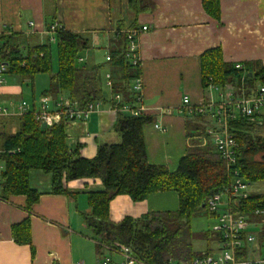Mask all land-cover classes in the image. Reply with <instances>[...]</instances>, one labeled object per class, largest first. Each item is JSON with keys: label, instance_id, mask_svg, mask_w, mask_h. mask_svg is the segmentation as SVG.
I'll return each mask as SVG.
<instances>
[{"label": "crops", "instance_id": "1", "mask_svg": "<svg viewBox=\"0 0 264 264\" xmlns=\"http://www.w3.org/2000/svg\"><path fill=\"white\" fill-rule=\"evenodd\" d=\"M130 1L0 0V35L16 34L22 44L43 45L53 38L49 27L56 24L89 38L91 48L83 53L86 55L82 63L91 61L100 50L103 53L99 60L91 65H104L116 35L147 28L136 38L143 88L140 102L134 104L146 108L145 114L152 118L143 130L147 162L173 172L189 146L187 120L192 111L220 102V90L204 89L201 85V53L220 48L226 63H256L264 67V0H219V21L203 12L201 0H142L136 10ZM89 51H94L93 56ZM102 72L106 75L107 68ZM38 76L30 80L3 76L0 106L9 114L0 116V134L6 126L10 127V133L16 131L17 127L10 122L19 116L20 102L34 107L42 97L49 79L43 81L38 92ZM184 98L188 99L187 106L182 103ZM115 120L110 106L100 104L85 120L68 124L65 145L70 151L78 146L79 157L91 159L98 146L120 142L114 130ZM50 185L49 174L29 172V187L39 194L31 212L25 209L24 196H10L7 200L0 197V264H96L101 251H97L90 238L83 215L89 212L87 194L102 191L101 182L98 179L68 182L65 184L68 196L51 194ZM177 209V196L167 191L136 203L128 196H116L109 203L108 212L110 221L118 223L127 217ZM26 218L30 223L31 244L17 245L10 229ZM259 222L262 221H248L247 232L255 236V242L248 248L252 260H264V227L253 231Z\"/></svg>", "mask_w": 264, "mask_h": 264}, {"label": "trees", "instance_id": "2", "mask_svg": "<svg viewBox=\"0 0 264 264\" xmlns=\"http://www.w3.org/2000/svg\"><path fill=\"white\" fill-rule=\"evenodd\" d=\"M142 0H131L137 9ZM203 12L219 21V0H201ZM57 51V71L52 74L51 42L43 45L22 44L20 36L0 35V65L4 76L21 80L48 75V87L42 97L53 100L65 95L76 102L81 110L91 103L113 106L112 96L120 95L123 102L136 103L132 82L140 78L139 66H132L126 58V33H119L115 45L109 49V61L104 65L82 63V53L91 48L88 37L57 27L53 33ZM81 60V61H80ZM234 64L223 61L220 48L201 53L199 68L204 89L214 86L236 89V97L249 98L264 86V67L245 64L236 70ZM104 68L111 80L109 98L101 86ZM250 74V76H249ZM243 79V82L241 81ZM106 86V85H105ZM34 107H32L33 110ZM32 110L15 118L17 130L0 134V197L24 196L25 209L31 212L39 194L29 187V172L41 171L51 176V194L68 196L65 184L75 180L98 179L102 191L87 194L89 212L83 215L90 238L100 245L128 247L143 264H167L192 259L201 252L194 251L196 239L216 240L210 232L194 235L191 218L206 212L205 201L230 182L224 162L215 150L205 129L215 122L214 113L198 114L194 109L187 120L189 146L180 158L176 170L170 172L164 166L147 162L143 130L152 122L147 114L130 117L116 114L114 130L120 137L117 144L100 145L91 159L79 157L77 146L70 151L65 145V128L69 122L61 119L58 124L41 128ZM227 129L237 143L236 169L249 185L264 183V118L261 124L235 114L227 120ZM207 142L202 145L201 137ZM196 140V141H193ZM173 191L178 198V209L173 212L148 213L138 218H124L113 223L109 219V203L116 196H128L132 202H142L147 196ZM232 211L254 222L264 214V193L249 194L232 206ZM258 211L260 214L254 215ZM207 214V212H206ZM208 215V214H207ZM209 216V215H208ZM12 239L17 245H30V223L26 218L11 227ZM205 252H211L209 248ZM239 258L248 256L245 249Z\"/></svg>", "mask_w": 264, "mask_h": 264}, {"label": "built area", "instance_id": "3", "mask_svg": "<svg viewBox=\"0 0 264 264\" xmlns=\"http://www.w3.org/2000/svg\"><path fill=\"white\" fill-rule=\"evenodd\" d=\"M57 25L53 24L49 27V33L53 35L57 30ZM147 28L132 29L126 32L128 41L126 58L132 66H139V58L137 55L138 35L146 31ZM53 42V38L51 39ZM81 61V60H80ZM105 61H109V54L105 57ZM236 70H242L243 65L235 63L233 66ZM4 66L0 65V85L5 83L3 78ZM105 85L108 89L111 88V80L109 73L105 75ZM243 82V79H241ZM132 91L136 93V102H140V94L143 88L141 79L138 78L132 82ZM214 90H220V102L216 105L209 103L202 105L196 109V113H214V124L205 129V135L212 139L215 150L220 159L224 162L226 170L230 175V182L219 192L211 195L205 201V210L207 214L214 218L217 225L211 230L216 236V244L218 255L215 256L212 252H201L199 256L192 259L172 262L167 264H262L264 260H252L251 258H239L245 249L249 252V246L255 242V236L248 233V219L246 216L238 215L232 211V206L238 203L239 200L249 196L247 192L248 185L240 176L236 169L237 143L231 137L227 129V120L235 114H240L242 117L249 118L261 124L264 118V86H260L256 93L249 98L243 96L236 97V89L232 86L218 88L210 86ZM113 106H110L111 111L116 115L121 112L130 117H139L145 114L146 108L135 106L128 102H123L120 95L112 96ZM52 103V108L50 104ZM184 106L188 105V99L182 101ZM99 103H91L86 106V109L81 110L76 102H71L63 96H59L53 100L51 97H41L38 100L33 110L25 102H20L18 106V115L32 110L35 120L41 125L45 124L50 127L59 123L61 119L67 120L69 123L77 120H85L88 115L97 110ZM9 112L4 107L0 106V116L8 115ZM156 129L161 130V127L154 125ZM206 136L201 137L202 145L207 142ZM1 171V167H0ZM1 182V180H0ZM260 214L258 211L254 215ZM100 253L96 264H143L138 260L132 251L123 245H115L114 247L99 244ZM74 264H83L76 262Z\"/></svg>", "mask_w": 264, "mask_h": 264}, {"label": "rangeland", "instance_id": "4", "mask_svg": "<svg viewBox=\"0 0 264 264\" xmlns=\"http://www.w3.org/2000/svg\"><path fill=\"white\" fill-rule=\"evenodd\" d=\"M50 42H51L50 46H51V58H52V60H51L52 61V74H54L57 71V51H56V44L53 43L52 41H50ZM46 43H47V41H46ZM92 52L94 53V51H89V53H91V56H93ZM98 52H99L98 54H94V57L91 61L84 62V64L91 65L92 61H95V63H96V61L99 60L101 53H103V52H100V50H98ZM85 55L86 54L83 55V53H82V57ZM102 71H100L101 72V86H102V89L104 91L105 96L107 97L108 91H107V88L105 86V82H106L105 81V72H102ZM47 77L49 79V76L44 74V75H39L38 78H36L37 85H38L37 88H39L38 92L40 91V88L43 84V81L45 83ZM23 88H25V87H23ZM23 98H25V100H28L27 95H24ZM11 123H12L14 128L17 127L16 121H11L10 124ZM4 132L7 134L10 133L11 132L10 127L8 128L6 126V128L4 129ZM260 133L262 134L261 136H264V129ZM193 141H196V140H193ZM247 192L249 194L257 193V192L264 193V183H256V184L248 185ZM257 220L258 221L261 220L262 222H259L255 227H253L254 232H257L259 230V228L264 227V214L261 215V217H258ZM190 223H191V232L194 235H198V234H202V233L205 234V232H210L213 229V227H215L217 225V222L214 220V218L208 216L206 214V212H201V213L195 214L191 218ZM207 248L211 249L215 256H217L219 254L217 251V244L215 241L210 240L209 242H207V241L200 240V239H196L193 241L194 251L205 252V250ZM263 253H264V251H263Z\"/></svg>", "mask_w": 264, "mask_h": 264}, {"label": "water", "instance_id": "5", "mask_svg": "<svg viewBox=\"0 0 264 264\" xmlns=\"http://www.w3.org/2000/svg\"><path fill=\"white\" fill-rule=\"evenodd\" d=\"M249 76H250V74H249ZM41 128L42 129H45L46 128V125L43 123V124H41ZM261 160H263L264 161V155L263 156H261Z\"/></svg>", "mask_w": 264, "mask_h": 264}]
</instances>
